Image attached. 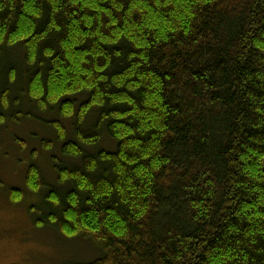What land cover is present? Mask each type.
I'll list each match as a JSON object with an SVG mask.
<instances>
[{
    "label": "trees",
    "instance_id": "1",
    "mask_svg": "<svg viewBox=\"0 0 264 264\" xmlns=\"http://www.w3.org/2000/svg\"><path fill=\"white\" fill-rule=\"evenodd\" d=\"M22 120L60 154L34 221L97 252L59 264H264V0H0Z\"/></svg>",
    "mask_w": 264,
    "mask_h": 264
},
{
    "label": "rangeland",
    "instance_id": "2",
    "mask_svg": "<svg viewBox=\"0 0 264 264\" xmlns=\"http://www.w3.org/2000/svg\"><path fill=\"white\" fill-rule=\"evenodd\" d=\"M33 115L53 117L36 110H33ZM60 121L66 129L69 128L71 120ZM4 123L0 124V264H59L68 260L84 262L95 258L96 249L86 241L67 240L52 229L41 226L39 221H34L37 217L33 212L41 204L39 198L45 191L34 195L27 189L25 170L33 163L38 166L46 185L56 186L49 155L60 157V154L56 149L45 152L38 141L31 138V134L54 140L52 127L36 120H22L19 125ZM14 134L23 140L22 144H26L24 149H20V145L13 140ZM9 189L17 191L9 192ZM18 194L22 195L21 199Z\"/></svg>",
    "mask_w": 264,
    "mask_h": 264
}]
</instances>
